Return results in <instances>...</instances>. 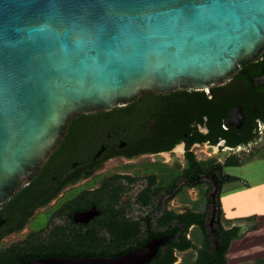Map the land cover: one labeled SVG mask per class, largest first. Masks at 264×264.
<instances>
[{
  "label": "flooded vegetation",
  "instance_id": "1",
  "mask_svg": "<svg viewBox=\"0 0 264 264\" xmlns=\"http://www.w3.org/2000/svg\"><path fill=\"white\" fill-rule=\"evenodd\" d=\"M263 143L264 52L203 90L145 93L123 107L77 114L22 193V227L0 238V254L24 264L117 257L164 238L159 247L171 241L179 264L176 248L199 225L216 251L230 176L224 163ZM205 148L215 153L204 157Z\"/></svg>",
  "mask_w": 264,
  "mask_h": 264
},
{
  "label": "water",
  "instance_id": "2",
  "mask_svg": "<svg viewBox=\"0 0 264 264\" xmlns=\"http://www.w3.org/2000/svg\"><path fill=\"white\" fill-rule=\"evenodd\" d=\"M263 52L264 0H0V207L73 116L221 84ZM164 241L26 264H144Z\"/></svg>",
  "mask_w": 264,
  "mask_h": 264
},
{
  "label": "rangeland",
  "instance_id": "3",
  "mask_svg": "<svg viewBox=\"0 0 264 264\" xmlns=\"http://www.w3.org/2000/svg\"><path fill=\"white\" fill-rule=\"evenodd\" d=\"M261 149L251 161L243 162L239 166L225 167V172L241 178V181L230 182L223 186L220 196L222 209V224L228 227L230 224H241L246 227L252 221H239L240 218L256 216L257 220H264V166L261 156L264 152V143L261 148H254L252 151ZM204 157L211 156L214 150H207ZM241 160L247 157V153L236 154ZM195 230H193V233ZM264 250V225L252 235L245 236L231 242L227 253L229 264H252L255 256H261ZM261 254V255H259ZM184 254H177V261Z\"/></svg>",
  "mask_w": 264,
  "mask_h": 264
},
{
  "label": "trees",
  "instance_id": "4",
  "mask_svg": "<svg viewBox=\"0 0 264 264\" xmlns=\"http://www.w3.org/2000/svg\"><path fill=\"white\" fill-rule=\"evenodd\" d=\"M259 150L250 152L247 157L241 160L237 156H230L226 159L224 166H239L245 160L257 155ZM241 181L240 177L230 175L226 178V182ZM34 180L26 186L20 188L16 194L3 203L0 207V238L9 233L18 232L22 224H18L20 218L21 199L22 193L28 191L34 184ZM1 220H5L1 223ZM239 221H252L254 222L251 227L252 230L256 229L258 225L264 223V220H257L256 216L247 218H240ZM18 224V225H17ZM193 230L195 232L193 233ZM190 231V238L184 241L182 247L176 248L179 252H183L181 262L179 264H229L227 261V253L232 241L242 238L241 227L238 224L228 225V227H219V232L224 236L223 245L217 248L216 251L209 250L206 238L204 236V226H195ZM197 252V253H195ZM94 257V256H92ZM76 258V257H75ZM176 260L174 256V245L169 241L163 247H158V250L153 258L144 264H173ZM21 258L14 256H6L0 254V264H24ZM252 264H264V257H255Z\"/></svg>",
  "mask_w": 264,
  "mask_h": 264
},
{
  "label": "crops",
  "instance_id": "5",
  "mask_svg": "<svg viewBox=\"0 0 264 264\" xmlns=\"http://www.w3.org/2000/svg\"><path fill=\"white\" fill-rule=\"evenodd\" d=\"M260 151H261V150H260ZM260 156H261V162H262V164H263V166H264V152H263L262 154H260ZM253 157H254V156H253ZM253 157H252V158H253ZM251 160H252V159H247V160H245L244 162H249V161H251ZM263 176H264V174H263ZM263 204H264V203H263ZM236 224H238V225L241 227V232L244 233L245 236H247V235H249V234L252 235L253 232H256V231L259 230V228L261 227V225H264V223H262V224L258 225V227H257L256 229L252 230L251 227L253 226L254 223H251L250 225H248V226H246V227H242L241 224H239V223H236ZM233 225H235V224H233ZM262 253H264V250L261 252V254H262ZM261 254H259V255H261ZM255 257H264V254L261 255V256H255Z\"/></svg>",
  "mask_w": 264,
  "mask_h": 264
}]
</instances>
